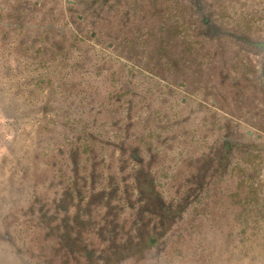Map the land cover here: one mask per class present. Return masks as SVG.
Listing matches in <instances>:
<instances>
[{
    "label": "rangeland",
    "instance_id": "374dc122",
    "mask_svg": "<svg viewBox=\"0 0 264 264\" xmlns=\"http://www.w3.org/2000/svg\"><path fill=\"white\" fill-rule=\"evenodd\" d=\"M146 1L0 0V264H264V0H180L179 21L187 5L195 19L174 36L192 43L187 89L146 80ZM130 28H143L132 52L120 41ZM84 50L102 62L75 70ZM223 138L236 147L215 172ZM205 169L203 190L147 246L159 225L137 170L171 202Z\"/></svg>",
    "mask_w": 264,
    "mask_h": 264
},
{
    "label": "trees",
    "instance_id": "16d2710c",
    "mask_svg": "<svg viewBox=\"0 0 264 264\" xmlns=\"http://www.w3.org/2000/svg\"><path fill=\"white\" fill-rule=\"evenodd\" d=\"M166 0H156L154 2H151L150 0L146 1V15L149 17L146 18V34L140 38V36H133L131 39L129 38L132 34L131 32H134L136 35V32L139 30H143V28H130L129 30H123L124 37L122 36L120 38L124 40L125 46L128 47V50L132 52L133 50L137 48L135 42L139 41V44L143 47V50L146 51V71L149 73L146 74V80L150 81V86L158 87L160 84L158 79L153 78L152 76H149L150 73H155L157 76L162 77L164 81H171V83H175L178 89H184V88H191L193 87L192 83L193 80H190L189 75H184L187 69H189V64L191 63V58L189 57L192 54V43H184V42H177V40H174V36L182 37L181 34L178 35V32L180 30H185L186 32H189L192 30L193 33V27L192 22H195V19L193 20L192 16L193 13L189 11L190 5H187L188 11H183L182 13H185L186 18L182 19L184 22H180L178 19V10L179 5L181 4L180 0H172V4H174V9L172 10L169 6L164 5V2ZM182 1V0H181ZM138 5V3H137ZM159 6V9L157 10L156 7ZM140 7V6H138ZM134 12V11H131ZM180 13V15L182 14ZM133 16V14H132ZM210 19L208 18H202L200 20V28H196L199 30V35L206 37V28L209 25ZM90 39H94V36H90ZM182 39V38H181ZM205 39V38H204ZM146 43V44H145ZM180 48V49H178ZM94 49V48H92ZM96 50V49H94ZM88 50H84L82 52L83 56H80V60H74L71 65H73L75 70L77 69V64L83 63L86 65V67H89L90 69L92 67H97L98 63L102 62L101 56L95 57L96 62H93V60L90 58L91 56L87 55ZM103 53V51H101ZM105 55V54H103ZM184 55H189L188 59L183 60ZM78 64V65H79ZM90 65V66H89ZM86 72V71H84ZM95 72L98 73L97 68L95 69ZM87 73V72H86ZM136 78V77H134ZM155 79V80H154ZM190 80V81H189ZM130 79L120 82V84L124 87V89L130 91ZM182 83V85H180ZM189 83H191L189 85ZM67 85V81H66ZM135 85L132 89H136ZM187 103L182 102L181 100H176L175 104L176 106L182 107L185 106ZM175 106V107H176ZM172 110L175 108L172 107ZM176 112V111H175ZM125 116V115H124ZM126 118L130 119V115L126 114ZM132 128L128 127L123 130V138L129 136L131 137ZM155 132V131H154ZM158 140L160 136H157ZM157 142L158 145H165L167 140H164L161 138ZM121 141V140H120ZM165 141V142H164ZM220 146L219 149H214L213 146H210V149L213 148L214 154L213 156H209L208 162H210L211 165H208V168L215 171V172H222V169H225L221 167V163L224 161L227 163L229 161V156L231 155V148L236 147L233 142H231L228 138H223L222 141L219 142ZM150 148V147H149ZM119 150L122 157H129L130 160L137 161L139 158L141 159V155L135 151V148L128 147L123 148L122 146H117L115 150ZM128 153V155H127ZM216 161V162H215ZM140 162V161H138ZM139 172H136V177L133 180L134 188L137 190L138 197H147L146 201H152L153 203H156L152 206H150L146 212L148 214H151V216H154L158 218L156 220V223L159 225L156 228H150L149 233L147 234L146 243L147 246H157L159 243V239L163 238L167 233V227H170V225L178 218H180V213H182L187 205L191 203V200L196 197L195 190L199 188V190H203L204 187L202 185L207 184V169H205L204 173L201 175H191L188 174L187 176L183 177L184 182L182 183L183 186V193L184 196H181L179 194H174L173 199L171 202H165L163 200L162 192L158 189L157 184V178L153 177L151 172L137 170ZM142 174V176H141ZM199 180V181H198ZM194 181H198L194 183ZM192 182V183H190ZM201 186V187H199ZM181 191V192H182ZM154 209H158V212H155ZM177 232V231H176ZM176 234V233H175ZM178 237H180V234H177ZM146 246V247H147Z\"/></svg>",
    "mask_w": 264,
    "mask_h": 264
}]
</instances>
